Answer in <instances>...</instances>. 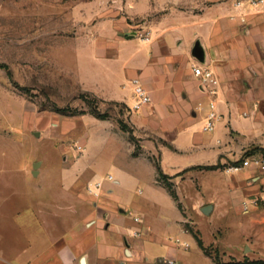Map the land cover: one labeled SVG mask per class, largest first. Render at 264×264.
Wrapping results in <instances>:
<instances>
[{"label": "crops", "instance_id": "0c3cea01", "mask_svg": "<svg viewBox=\"0 0 264 264\" xmlns=\"http://www.w3.org/2000/svg\"><path fill=\"white\" fill-rule=\"evenodd\" d=\"M118 1L94 0L96 12ZM128 1L134 16L154 9L151 0ZM240 1L244 6L236 7ZM249 2L176 0V24L143 42L145 54L121 66L124 79L94 84L96 96L130 110L131 80H141L152 102L130 111L146 143L131 159L154 168L160 163L167 178L158 177L156 168L151 178L118 168L116 178L109 175L113 180L90 182H103L97 197L87 189L70 193L69 213L59 220L33 212L26 221L18 212L11 225L16 235L5 236L0 225V264H160L163 257L179 264L264 262V208L252 203L264 191V171H226L264 148V6ZM108 49L116 61L118 52L110 44ZM198 65L214 71L217 82L208 89L215 93L195 76ZM212 103L221 119L204 132ZM205 166L218 168H200ZM135 181L147 184L143 200L121 192Z\"/></svg>", "mask_w": 264, "mask_h": 264}, {"label": "rangeland", "instance_id": "374dc122", "mask_svg": "<svg viewBox=\"0 0 264 264\" xmlns=\"http://www.w3.org/2000/svg\"><path fill=\"white\" fill-rule=\"evenodd\" d=\"M151 1L153 11L134 16L128 0L100 12L94 0H0V63L9 67L0 68V225L6 226L5 236L17 234L11 225L18 212L26 221L33 212L63 218L70 193H83L91 181L109 175L116 178L118 168L148 178L155 168L158 177L164 174L160 163L161 172L158 165L131 159L146 145L133 128L131 110L92 91L95 83L124 79L121 66L145 54L140 51L143 32H152L149 43L162 26L176 24V0ZM109 44L119 54L116 61L109 60ZM202 125L199 120L198 128ZM147 191L144 181L121 189L133 201L143 200Z\"/></svg>", "mask_w": 264, "mask_h": 264}, {"label": "built area", "instance_id": "2783aa9c", "mask_svg": "<svg viewBox=\"0 0 264 264\" xmlns=\"http://www.w3.org/2000/svg\"><path fill=\"white\" fill-rule=\"evenodd\" d=\"M254 7H263L264 0H250L249 2ZM244 3L242 1L236 3V7H243ZM152 32L146 31L141 34L142 39L145 42L151 40ZM193 72L195 76L200 80L203 88L208 89L210 85L216 84L217 78L214 71L207 66H194ZM131 84L134 90V103L131 106L130 110L132 112H139L147 107L152 102V98L150 93L143 86L141 80L139 78H134L131 80ZM209 93H215V90H207ZM221 119V115L219 114L216 104L212 103L210 105V110L205 119L203 131L204 132H212L216 129L218 122ZM256 167L261 171H264V155H249L244 157L239 163L231 165L227 168L228 173H237L245 170L249 167ZM110 180H113L112 176H109ZM103 182L97 181L94 183H89L87 186V191L90 195L97 197L99 195L100 190L102 189ZM256 206H261L264 208V191L253 200L252 202ZM135 221H140L138 217H135ZM140 232H135L134 236H140ZM179 243V242H177ZM187 247V245H185ZM160 264H179L178 260L172 257H163L160 259Z\"/></svg>", "mask_w": 264, "mask_h": 264}, {"label": "trees", "instance_id": "16d2710c", "mask_svg": "<svg viewBox=\"0 0 264 264\" xmlns=\"http://www.w3.org/2000/svg\"><path fill=\"white\" fill-rule=\"evenodd\" d=\"M0 68H4V69H6V70H9V67L7 66V65H5V64H1L0 63ZM10 76H11V74H10ZM84 98L86 99V97L84 96ZM91 105H92V103L91 102H89ZM92 109H93V111L96 113V114H98V108L95 106V105H92ZM102 119H105L104 117H101ZM121 127H122V129L124 130V131H130L131 132V129H129L128 128V126L126 125V124H124V122H121ZM133 134V132H131V135ZM257 149H259L261 152H262V154L264 155V148H257ZM249 155H251V154H247L246 156H249ZM158 165V164H157ZM158 167H159V165H158ZM200 168H202V169H207V170H212V169H216V168H218V166H205V167H200ZM159 171L161 172V169H160V167H159ZM186 171H184V172H182L181 174H179V175H183L184 173H185ZM161 177L163 178V179H166L167 178V176L166 175H164L163 173L161 174ZM169 189H170V192L172 193V195L176 198V194H175V192L173 191V189H172V187L171 186H169ZM200 246L204 249V247H203V244L202 243H200ZM207 253H209V250H205ZM216 263L217 264H223V263H221L220 261H219V259L218 258H216ZM226 264H264V262L263 261H254V262H249V261H245V262H231V263H226Z\"/></svg>", "mask_w": 264, "mask_h": 264}]
</instances>
